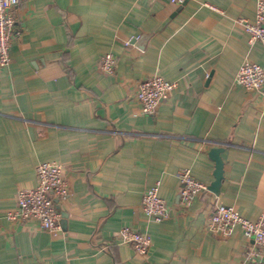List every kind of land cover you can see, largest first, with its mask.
Returning <instances> with one entry per match:
<instances>
[{
    "label": "crops",
    "instance_id": "1",
    "mask_svg": "<svg viewBox=\"0 0 264 264\" xmlns=\"http://www.w3.org/2000/svg\"><path fill=\"white\" fill-rule=\"evenodd\" d=\"M257 0H21L12 9L10 62L0 66V264H264L253 238L208 228L216 202L256 220L264 213V86L235 82L244 60L264 67L241 19ZM216 7V9L211 8ZM112 53V74L99 68ZM176 82L156 112L139 81ZM221 148L223 178L212 190ZM43 161L64 164L70 184L60 232L8 217ZM208 185L186 204L180 170ZM160 182L169 217L142 210ZM124 226L147 233L145 255Z\"/></svg>",
    "mask_w": 264,
    "mask_h": 264
},
{
    "label": "built area",
    "instance_id": "2",
    "mask_svg": "<svg viewBox=\"0 0 264 264\" xmlns=\"http://www.w3.org/2000/svg\"><path fill=\"white\" fill-rule=\"evenodd\" d=\"M172 3H183L186 0H170ZM21 0H0V66L10 62L9 44L15 31V18L12 9ZM216 9V7L211 6ZM245 32L250 36V42H260L264 48V0H257L255 17L252 20L241 19ZM116 59L112 53L105 54L99 62V68L112 74ZM235 82L246 90L257 91L264 86V67L251 60H244L236 73ZM176 87V82L168 80L159 74H153L139 81L135 95L145 114L156 112L160 103L168 98ZM65 166L56 161H43L36 167V185L22 188L17 194V207L8 213V217L23 222L35 221L39 227L54 235L60 232V203L70 194V184L65 173ZM181 187L180 198L183 203H190L193 198L208 191V185L196 178L189 168L179 172ZM160 182L146 189L142 196L143 212L155 221L169 217L165 200L159 193ZM236 226L243 234L253 238L257 245V253L264 258V213L256 220H250L241 215L233 206L216 202L208 221V228L216 233L229 235ZM124 243L133 247L139 255H145L151 246V237L124 226L120 230Z\"/></svg>",
    "mask_w": 264,
    "mask_h": 264
},
{
    "label": "water",
    "instance_id": "3",
    "mask_svg": "<svg viewBox=\"0 0 264 264\" xmlns=\"http://www.w3.org/2000/svg\"><path fill=\"white\" fill-rule=\"evenodd\" d=\"M220 152H221V148L211 149V154L213 155L212 157L216 162L215 171H214L215 180L212 183V190L215 192L219 190V185L223 178V162L219 154Z\"/></svg>",
    "mask_w": 264,
    "mask_h": 264
}]
</instances>
